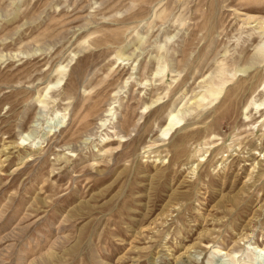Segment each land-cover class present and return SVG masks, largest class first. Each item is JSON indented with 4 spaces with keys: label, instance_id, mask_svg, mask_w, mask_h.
<instances>
[{
    "label": "rangeland",
    "instance_id": "1",
    "mask_svg": "<svg viewBox=\"0 0 264 264\" xmlns=\"http://www.w3.org/2000/svg\"><path fill=\"white\" fill-rule=\"evenodd\" d=\"M0 264H264V0H0Z\"/></svg>",
    "mask_w": 264,
    "mask_h": 264
},
{
    "label": "bare ground",
    "instance_id": "2",
    "mask_svg": "<svg viewBox=\"0 0 264 264\" xmlns=\"http://www.w3.org/2000/svg\"><path fill=\"white\" fill-rule=\"evenodd\" d=\"M176 116V115H175ZM172 118V117H171ZM52 131V130H51ZM29 137V136H28ZM24 139H27V138H24ZM29 139V138H28Z\"/></svg>",
    "mask_w": 264,
    "mask_h": 264
}]
</instances>
